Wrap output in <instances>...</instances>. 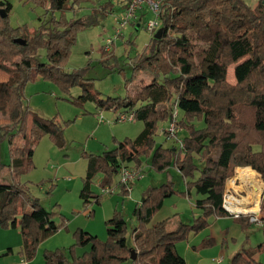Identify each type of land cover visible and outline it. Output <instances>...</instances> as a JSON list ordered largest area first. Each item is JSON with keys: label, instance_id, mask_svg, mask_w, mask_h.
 Listing matches in <instances>:
<instances>
[{"label": "trees", "instance_id": "16d2710c", "mask_svg": "<svg viewBox=\"0 0 264 264\" xmlns=\"http://www.w3.org/2000/svg\"><path fill=\"white\" fill-rule=\"evenodd\" d=\"M130 1L116 0L122 8ZM158 1L157 29H161V35L154 38L155 29L142 51L130 61L133 75L148 72L149 82L132 95L102 98L90 88L88 81L92 79L82 76L87 66L68 72L64 65L78 32L104 20L113 10V0L94 5L73 20H67L64 12L93 0H23L61 13L32 31L25 24L12 27L11 4L0 0V71L7 75L6 81H0V116L8 121L0 123V144L6 142L8 152V162L0 161V173L8 172L0 183V228L19 231L20 254L25 261L32 260L39 245L63 227V223L53 221L55 212L45 209L29 185L20 180L21 174L33 168L36 141L47 136L57 148L66 147L63 126L56 117L31 113V126L26 128L29 107L24 102V87L36 78L49 81L66 93L79 86L81 94L72 102H92L100 110L132 112L134 120L143 123L135 138H125L101 154H81L86 159L79 193L84 204L100 201L101 196L91 190L97 174H102L100 185H109L122 164L140 166L142 157H147L156 172L177 169L186 181V193L189 195L192 189L199 197L194 206L201 210L191 224L181 222L168 231L166 220H151L163 199L174 192L172 183L149 186L131 212L137 226L131 229L130 241L126 220L115 208L106 220L105 240L77 228L69 247L42 250L44 264H185L175 249L176 242L208 226L210 217L231 216L222 202L225 181L233 175V169L250 167L264 182L263 0L255 7L245 0ZM16 39L24 43L19 44ZM40 50L45 52V61L38 59ZM112 57L113 48L102 52L104 61ZM231 64H235L234 84L226 78ZM173 104L183 112L176 124L187 132L179 149L157 146L153 139L158 124L171 120ZM197 121L203 126L197 128ZM254 146H259V150L254 151ZM195 173L197 178L187 181L194 179ZM119 193L128 195L124 189ZM259 208L264 232V192ZM234 219L242 229L252 224L248 214ZM212 242L211 238L205 239L202 246ZM86 246L89 249L77 255L76 249ZM261 249L264 242L256 249L242 248L231 256L230 264H262L253 258Z\"/></svg>", "mask_w": 264, "mask_h": 264}, {"label": "rangeland", "instance_id": "374dc122", "mask_svg": "<svg viewBox=\"0 0 264 264\" xmlns=\"http://www.w3.org/2000/svg\"><path fill=\"white\" fill-rule=\"evenodd\" d=\"M7 1L11 4L9 20L12 27L25 24L29 31H32L38 28L41 23L48 22L52 15L58 18L61 14L60 12L52 13L44 7L35 6L29 2L24 3L23 0ZM104 1L107 0H93V2L83 3L73 11H65L64 16L67 20H73L87 13L94 5ZM245 1L251 7H255L258 2V0ZM113 2V10L104 20L96 26L78 32L76 43L64 65V69L68 72L73 69L82 70L87 66L88 68L82 73V76L92 79L88 81L90 88L99 92L102 98L107 96L123 98L132 95L150 80L148 72H141L134 76L130 64L131 59L142 51L150 39L151 34L143 28L145 22L153 19L150 13H138L136 20H140L136 22V26H133L135 22H132L129 26L120 29L121 35L111 45L114 57L108 61L102 59V52H108L105 48V40L113 38L115 30L118 28L117 18L122 10L120 3H117L116 0H113ZM38 55L39 60L45 61L43 50H40ZM234 66L235 64H231L227 68L226 78L231 84L235 83ZM2 73L0 71V74ZM80 94L81 87L79 86H74L66 93L62 92L53 83L39 78L28 81L24 87V102L29 107L26 128L29 129L31 126V113H37L44 118L56 117L63 126L66 141L64 149L57 148L47 136H43L36 141L33 145V168L20 175V180L29 185L31 193L40 199L41 205L45 209L55 212V214H52L53 221L56 224L63 223V227L53 234L54 236L60 231H64L60 234V240L54 243L56 245L46 248V250L67 248L72 245L74 242L73 232L77 228L97 236L100 240H105L107 237L106 220L110 218L115 208L121 211L126 220L129 230L127 237L130 241L131 229L137 226V221L131 214L134 206L142 201L143 192L147 187L160 186L168 181L172 183L171 186L174 192L163 199L162 206L152 217L151 223L166 220V227L176 225L175 228L181 222L191 224L193 218L201 213V210L194 206V201L199 197L192 189L189 195L186 193V181L180 176L177 169L170 167L166 171L156 172L150 167V158L147 157H142V164L140 165L143 169L142 177L135 181L131 192L127 196L123 197L119 192H116L100 197L99 203H83L79 193L81 179L85 174L86 159L81 154L83 152L86 154H101L106 150L113 149L117 146V142L125 138H135L141 132L143 123L137 120L116 122L113 121L114 111L101 110L102 115H100V109H97L92 102L83 104L72 102V99ZM120 110L115 111V113ZM182 117L183 112L177 109V121H180ZM64 121L66 123H63ZM0 123L6 124L8 121L0 116ZM167 124V122L158 124L157 132L153 137L155 144L163 148L176 147L179 149L180 145L177 140L168 139L162 134V130ZM195 126L200 128L203 123L197 121ZM186 135L187 132L180 127L177 139L182 140ZM253 150H259V146H254ZM0 161L8 162L6 142L0 144ZM196 163L201 164L200 162ZM254 172L263 183L262 193H260L262 196L264 182L260 175L256 171ZM197 176L198 173H195L194 179H187V181H193ZM236 176L237 168L235 167L233 175L225 181L224 192L226 187H232L228 182L230 179H235ZM7 177V170H3L0 173V183ZM101 178L102 174H97L91 186L92 192L98 195L99 187L97 183L100 182ZM117 179L118 175L114 177L113 181L115 182ZM40 181L43 183L38 185L37 183ZM239 183V180H237V185ZM245 194L244 192L243 195ZM247 207L253 208L254 204L249 203ZM216 219L210 217L208 226L198 232H191L185 239L177 241L175 249L178 254L180 256H182L180 253L184 254L187 260L190 261L189 254L194 255L195 252L193 251L210 249L209 256H211L210 260L213 264H215L214 260L222 256L224 257L222 264H230V258L227 257L228 253L231 252L232 254L239 247V250L241 247L256 249L259 244L264 242L262 226L250 224L246 229H242L236 221L239 226V234L233 235L229 231L228 235L224 237V241L221 239L216 241V237L214 239L210 234L217 235L224 228L220 220ZM233 220L235 219L233 218ZM210 225L211 227H209ZM66 235L72 238L71 243L65 244ZM208 238L212 239V244L203 247L202 242ZM186 244L190 249L188 252L182 248ZM221 246L222 248H220ZM9 247L12 246L9 244L4 245L0 251V264H11L10 261L13 255L15 257L21 250V247H12V254H7L9 253ZM221 249H224V254L220 253ZM42 250L44 249L38 250L36 256L30 261L44 264ZM257 253H264V249Z\"/></svg>", "mask_w": 264, "mask_h": 264}, {"label": "built area", "instance_id": "2783aa9c", "mask_svg": "<svg viewBox=\"0 0 264 264\" xmlns=\"http://www.w3.org/2000/svg\"><path fill=\"white\" fill-rule=\"evenodd\" d=\"M140 12H147L153 16L152 20H148L145 22L143 28L149 33L152 34L155 29L159 26V12H160V4L158 0H131L126 6H124L120 12L119 17L117 18L118 28L115 30L113 38H107L105 40V48L110 51L111 45L113 44L114 40L121 35L122 28L129 26L132 22H135L133 26H136V22L140 19H137V15ZM173 111H172V118L168 122L167 126L162 130V134L165 135L168 139L177 140L180 148L183 147L182 140L177 139V134L179 133L180 127L176 124L177 122V105L173 104ZM100 115H102L100 113ZM134 116L132 112H126L123 110L118 111L117 113L114 112L113 121L116 122H124V121H133ZM143 169L140 166L129 165V164H122L118 170V179L117 181H113L109 185L102 186L97 183L99 187V195L101 197L106 195H111L116 192H120L124 189L128 194L132 190V185L135 183L136 180H139L142 177ZM234 185H237V180H234ZM240 187L241 185H237ZM246 193L245 189H238L235 190L233 187H226L222 207L225 211H227L231 217L236 218L237 216L243 214L249 215V221L252 224L262 226L261 222V212H233L229 208L230 202H235L237 199L243 196V193ZM262 193V192H261ZM261 197V194H260ZM260 204V203H259ZM260 210V208H259ZM90 212V211H89ZM220 261V258L217 259ZM21 264H27V262L23 259Z\"/></svg>", "mask_w": 264, "mask_h": 264}, {"label": "crops", "instance_id": "0c3cea01", "mask_svg": "<svg viewBox=\"0 0 264 264\" xmlns=\"http://www.w3.org/2000/svg\"><path fill=\"white\" fill-rule=\"evenodd\" d=\"M259 1V0H258ZM258 3V2H257ZM7 80V75L5 73H2L0 74V81H6ZM102 111L100 110L99 113H101ZM238 168V167H236ZM100 181V180H99ZM216 220H220V222L224 225V228L222 231H219V233L217 235H212L210 234V236L216 237V241L218 239H221L222 241H224V237H226V235H228L229 231L231 234L235 235V234H239V226L238 224L235 222V220H233V218L231 217H220ZM175 226L176 225H168L166 228L168 231H173L175 229ZM211 227V225L209 226ZM62 232L64 231H60L57 235H51L50 237H48L47 239H45L39 246V250L41 249H46V248H51L53 247L54 244L56 241H59L60 240V234H62ZM55 234V233H54ZM71 240L72 238L69 237V236H65V244H68V243H71ZM226 243V242H225ZM11 245L12 247H21L22 246V237L20 235V233L16 230V229H2L0 228V251L3 249L4 245ZM189 244V243H188ZM11 247V248H12ZM227 247V246H226ZM10 247L8 249H11ZM183 249H185V251L188 252L189 249V246H187V244L182 247ZM222 248V246L220 247ZM240 248V247H239ZM238 248V250H239ZM244 248V247H241V249ZM89 249V246H86L84 248H78L77 249V254L80 255L82 254L84 251H87ZM209 250L210 249H206V250H201V251H193L195 252L194 255H192V253L189 254V257H190V261L187 260V258L185 257L184 254L180 253L182 255V257L184 258L185 260V264H213V262L210 260L211 256H209ZM228 250V249H227ZM238 250H235V251H238ZM232 252L233 253H235ZM220 253L224 254V249H221L220 250ZM7 254H12V251L7 253ZM231 252L228 253V259L231 258ZM263 254L264 253H255L253 255V258L261 263L264 262L263 260ZM14 258H16V260H14ZM23 257L22 255L19 254L16 255L14 257H12L10 263L11 264H21V262L23 261ZM224 259V257H220V261H217V260H214L215 261V264H222V260ZM27 264H39V263H35L33 261H26Z\"/></svg>", "mask_w": 264, "mask_h": 264}, {"label": "bare ground", "instance_id": "6f19581e", "mask_svg": "<svg viewBox=\"0 0 264 264\" xmlns=\"http://www.w3.org/2000/svg\"><path fill=\"white\" fill-rule=\"evenodd\" d=\"M234 180H239L241 186H235ZM229 185H231L235 190L245 189L246 194L241 198L237 199L235 202L229 203V208L233 212H259V201L260 193L263 187V183L258 179L257 174L250 167H238L237 176L234 179L229 180ZM239 183V184H240ZM253 203V208H248L247 205Z\"/></svg>", "mask_w": 264, "mask_h": 264}, {"label": "water", "instance_id": "95a60500", "mask_svg": "<svg viewBox=\"0 0 264 264\" xmlns=\"http://www.w3.org/2000/svg\"><path fill=\"white\" fill-rule=\"evenodd\" d=\"M263 3H264V0H263ZM1 16L4 17L5 14L2 13ZM160 35H161V29H157V31H156L155 34H154V38H159ZM15 42H17V43H19V44H23V43H24V40H22V39H16ZM134 257H135V256H133V258H134Z\"/></svg>", "mask_w": 264, "mask_h": 264}]
</instances>
